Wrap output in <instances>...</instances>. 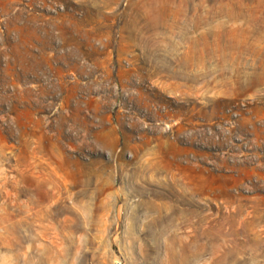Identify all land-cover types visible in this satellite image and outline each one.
Returning <instances> with one entry per match:
<instances>
[{
    "label": "rangeland",
    "instance_id": "rangeland-1",
    "mask_svg": "<svg viewBox=\"0 0 264 264\" xmlns=\"http://www.w3.org/2000/svg\"><path fill=\"white\" fill-rule=\"evenodd\" d=\"M0 264H264V0H0Z\"/></svg>",
    "mask_w": 264,
    "mask_h": 264
}]
</instances>
